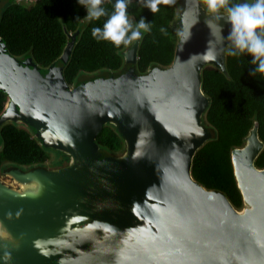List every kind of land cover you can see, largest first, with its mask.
I'll list each match as a JSON object with an SVG mask.
<instances>
[{
  "label": "water",
  "instance_id": "water-1",
  "mask_svg": "<svg viewBox=\"0 0 264 264\" xmlns=\"http://www.w3.org/2000/svg\"><path fill=\"white\" fill-rule=\"evenodd\" d=\"M0 0V19L6 2ZM173 63L139 74L141 39L122 55L119 76H92L71 86L70 63L84 25L60 58L41 68L31 54H10L0 36V115L30 127L41 143L70 159L58 167L7 166L0 173V264H264V150L255 121L244 146L232 151L243 196L235 208L192 175L196 152L212 137L202 118L206 66L226 67L212 40L202 0H178ZM223 34L229 25L223 20ZM212 31H215L213 25ZM126 149L102 156L105 125Z\"/></svg>",
  "mask_w": 264,
  "mask_h": 264
},
{
  "label": "trees",
  "instance_id": "trees-1",
  "mask_svg": "<svg viewBox=\"0 0 264 264\" xmlns=\"http://www.w3.org/2000/svg\"><path fill=\"white\" fill-rule=\"evenodd\" d=\"M204 4V0H202ZM113 0H104L102 6L111 11ZM160 11L152 13L137 0H132L127 11L135 24L141 16L151 22V30L144 33L139 48L136 71L146 74L152 66L169 67L174 60L178 33V0L161 3ZM204 8L206 6L204 4ZM86 9L77 0H37L27 6L21 1L6 3L0 19V36L13 56L24 58L31 54L41 68L53 65L63 54L68 42L67 32L74 33L84 25L70 63L64 68L67 82L74 86L92 76H119L125 68L123 51L131 46L114 47L108 41H96L91 35L93 26H101L106 17L88 22ZM163 27L166 34H162ZM251 56L227 54L226 67L219 70L206 66L201 85L209 105L202 118L212 137L195 154L192 166L194 179L208 190L224 194L232 205L241 209L243 196L235 177L232 151L244 146L254 122L260 123L259 135L264 142V78L249 73L254 67ZM8 97L0 91V115ZM0 173L7 166L30 169L50 165L52 152L62 161L54 167L68 164L69 157L60 150L50 148L36 137L30 127L6 123L0 129ZM96 143L102 156H119L126 142L119 129L105 125ZM51 166V165H50ZM264 169V150L256 160Z\"/></svg>",
  "mask_w": 264,
  "mask_h": 264
},
{
  "label": "clouds",
  "instance_id": "clouds-1",
  "mask_svg": "<svg viewBox=\"0 0 264 264\" xmlns=\"http://www.w3.org/2000/svg\"><path fill=\"white\" fill-rule=\"evenodd\" d=\"M132 0H113L111 11L102 6L103 0H77L86 9L85 20L88 22L106 17L101 26H93L91 35L96 41H108L114 47L127 46L132 41L142 38L151 30V22L141 16L133 24L129 19L128 7ZM152 13L160 11L161 3L170 0H137ZM209 19L206 21L213 41L220 43L229 56H251L253 65L251 76L260 74L264 78V0H204ZM223 20L229 25L227 35L223 34ZM215 25V31H212ZM162 34L166 30L161 27Z\"/></svg>",
  "mask_w": 264,
  "mask_h": 264
},
{
  "label": "rangeland",
  "instance_id": "rangeland-1",
  "mask_svg": "<svg viewBox=\"0 0 264 264\" xmlns=\"http://www.w3.org/2000/svg\"><path fill=\"white\" fill-rule=\"evenodd\" d=\"M19 1H21L23 4H25V5H27V6H31V5H33L37 0H19ZM104 1V0H103ZM6 3H9V2H6ZM5 3V4H6ZM23 126V125H22ZM1 140H0V147H1ZM54 150V149H53ZM51 156H52V158H51V160H50V165L52 166V167H54L55 166V164H57L58 162H60V161H62V159H63V157H60L56 152H52V154H51ZM49 165V167H51Z\"/></svg>",
  "mask_w": 264,
  "mask_h": 264
}]
</instances>
